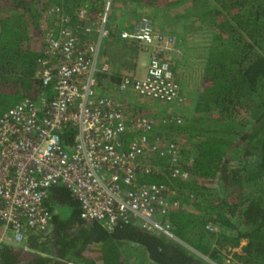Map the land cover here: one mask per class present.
<instances>
[{
    "label": "trees",
    "instance_id": "1",
    "mask_svg": "<svg viewBox=\"0 0 264 264\" xmlns=\"http://www.w3.org/2000/svg\"><path fill=\"white\" fill-rule=\"evenodd\" d=\"M135 1L185 4L187 17L211 29L195 114L166 123H174L184 137L179 160L187 173L165 181L168 190L179 193L170 194L179 203L163 219L179 241L216 264H264V0ZM101 2L46 0L73 18L77 7L89 14ZM39 19L36 0H0V113L41 89L35 70L42 50L29 41ZM61 137L68 145L71 131L63 129ZM45 202L64 214L53 211L50 228L41 236L29 231L22 244L0 241V264H209L175 238L146 231L136 222L106 228L83 221L78 201L63 185H51ZM207 221L217 230L204 228ZM128 242L142 251L123 253Z\"/></svg>",
    "mask_w": 264,
    "mask_h": 264
},
{
    "label": "built area",
    "instance_id": "2",
    "mask_svg": "<svg viewBox=\"0 0 264 264\" xmlns=\"http://www.w3.org/2000/svg\"><path fill=\"white\" fill-rule=\"evenodd\" d=\"M109 0L96 14L97 37L80 43L86 9L72 17L55 4L56 32H43L42 55L35 76L41 89L36 97L23 96L0 113V241L24 239L28 231L45 234L52 212L45 202L47 189L63 185L78 201V216L110 228L115 222H136L141 228L176 238L163 216L178 206L166 180L184 178L177 143L155 133L156 125L178 123V116L128 111L125 102L97 94L96 73L100 38L108 33ZM118 38L148 48L142 76L122 74L118 91L175 102L181 100L178 82L166 59L174 43L171 34L155 30L142 14ZM71 131L67 145L63 129ZM164 175L165 180H146ZM204 228L217 230L207 221Z\"/></svg>",
    "mask_w": 264,
    "mask_h": 264
},
{
    "label": "rangeland",
    "instance_id": "3",
    "mask_svg": "<svg viewBox=\"0 0 264 264\" xmlns=\"http://www.w3.org/2000/svg\"><path fill=\"white\" fill-rule=\"evenodd\" d=\"M101 1L102 2L100 4V6H102V3L105 0H101ZM36 2H37V5L39 7V13H40L39 21L40 22H39V26H38V31L36 33H34V30H33V32H30L29 41L31 43H33L34 45H36V47L39 50H42V48L44 46L43 32H44V30L48 29L49 27H52L53 25H55L56 20L54 19L53 14L50 13L48 10L49 5H51V4H47L46 0H36ZM109 2H110V4L108 7V13H107L108 19H107V24H106V26L108 28V33L100 38V43H99V48H98V60H97L98 65L100 63H103V62L106 63L107 69L104 71L105 74L109 72V65H108L109 60L108 59H112V61H116L117 58H122V56H126L127 54H128V57L130 59H135V57L138 53H140L142 51H146L143 48L137 47L135 44H132L130 42H126L125 40L118 38L116 35L118 30L121 28H128L130 26V24L133 21H135L142 14L147 15L150 18V20H152L151 16L147 13V11L150 12L151 14H154V11L152 9H150V7L146 8L145 5H148V4H144L143 6H139L138 8H136V3H135L136 1L135 0H109ZM132 3H134L135 6ZM100 6L98 7V9L96 11L91 12L89 14L86 13V17L84 18V24L88 25L90 28H89V30H83V29L80 30V32L78 33V38H79L80 43H86L87 41L94 40L97 37L96 14L100 12V10H101ZM166 7L168 8L169 6H166ZM171 7H172V11H173L172 14H174L172 17L176 16L177 21L181 22L182 19L183 20L187 19V13L185 11V10H187V7L185 4L179 3L178 5L171 6ZM188 20H193V22H194V23L190 22L189 23L190 26H186V28L188 29V31H187L188 34H186V40H187V42H189L188 50H189V52H191L190 48L193 47L198 51V54H196L192 58H189V57H187L189 53H183L182 52L181 56L183 55V56L187 57V63L186 64L181 63V66L179 65V69L183 73L180 75L182 76V78L184 80L185 87H187V89L190 90V88L192 86H194L196 82H198V84H199V80H200V76H201L200 68L203 65V56H204V54L200 55L199 51H203L204 49L206 51L208 43L210 42V31H211V29L206 25V23H202L199 20H196V18H192L191 16H189ZM71 24L72 25L76 24L75 17L74 18L72 17ZM185 33L186 32L184 31L183 39H184ZM174 40H175V38H174ZM186 40L184 39V42H186ZM102 54H104V56ZM168 55H166V59L169 62V56ZM171 55L174 56L175 59H173V60L176 61L175 63H179L178 56H176L173 53H171L170 56ZM130 64L131 63H128V65H130ZM99 73H101V72L98 71L96 73V76H98ZM112 74L115 76V78L117 76V79H118L120 74L130 75L129 73H118V74L117 73H111V76H113ZM120 92H122V93L127 92L125 99L128 100L129 105H127L126 102H125V104H126V109L128 111H135L138 113H147V114L154 111L159 115V117L168 116V115L173 114V113H170V111H168V110H167L168 112H164V113L159 111L158 109L161 107L160 104H166V103H163L159 100H155V99L152 100V99L145 98L142 96H137L131 90H124V91H120ZM131 93H132V97H130ZM181 97H182L181 100L176 101L177 103L180 104L179 105L180 113H178L180 115H174V116H178L182 122L183 119H185V117H191V115L195 114L193 111L195 94H192V95L189 94V96L181 95ZM170 103H173V102H170ZM188 108H189V111H188ZM173 124L172 123L171 124H160L159 123L156 126H158V133L159 134H162L163 136H167L168 139L172 138L175 140L176 143L179 144V145L177 144V146H178V153H179V157H180V155H181L180 150L183 147L184 137L182 134H179L178 132H176L174 130L175 125H173ZM154 130H155V128H154ZM168 191L170 194H173V195L177 194L179 196V193L176 192L177 190L174 188H172ZM172 197H175V196H172ZM175 198H177V197H175ZM189 208H191V207H189ZM57 210L62 212V214H64V212L61 209L58 208ZM28 233L29 232L27 231L25 233V236ZM38 234L40 236L42 235L41 233H38ZM175 239L178 240V238H175ZM1 241L11 242L12 244L24 243L23 239L20 240L19 242H13L8 237L2 238ZM179 242L185 248H187L189 251H191L195 255L199 256L204 262L209 263V264H216V263L212 262L211 260H209V258L206 257L204 254H202L199 251H197L196 249H194L192 246L185 244L181 240ZM121 249H122L123 253L131 251L132 256H134L133 253H140L142 251V249L140 248L139 245L132 243V242H128V243L124 244L121 247ZM71 264H74V263L71 262Z\"/></svg>",
    "mask_w": 264,
    "mask_h": 264
},
{
    "label": "crops",
    "instance_id": "4",
    "mask_svg": "<svg viewBox=\"0 0 264 264\" xmlns=\"http://www.w3.org/2000/svg\"><path fill=\"white\" fill-rule=\"evenodd\" d=\"M135 3H136V8L144 5V4L139 3L137 1ZM132 4L135 6L134 3H132ZM145 6H146V8L150 7V9H152L154 11V14H151L150 12L147 11V13L151 16L153 28L155 30L171 34L175 38L174 43L172 45V49H171L170 53H168L169 55L168 54L167 55L169 56V65L172 69L173 77L175 78V80L178 82V85H179V94L187 95V96H189V94L190 95H192V94L196 95L197 89L199 87L198 82H196L194 86H192V87L190 86L191 88H190V90H188L187 87H185V83H184L182 76L180 75L183 73L179 69V65L181 66V63H185V64L187 63V57L192 58L193 56L198 54V51L193 47L190 48L191 52H189V50H188L189 42H187V40H186V34H188V32H187L188 29L186 28V26H190V24H189L190 22L194 23L193 20H188L189 17H187V19H185V20L182 19L181 22L177 21L176 16L172 17L174 15V14H172L173 13L172 7L167 8L163 4H154V5H145ZM53 16H54V14H53ZM54 19H55V16H54ZM49 28H52L56 32L57 26L55 24ZM184 31L186 32L185 36H184V39L186 40V42H184V39H183ZM143 49H145V48H143ZM145 50L146 51H142V52L138 53L136 55L135 59H130L128 57V54L126 56H122V58H117L116 61H112V59H108L109 60L108 61L109 62L108 63L109 72L106 74L104 72H101L98 74L97 79H96V86H95L96 92L98 94L110 95V96L114 97L115 99H120L122 102H126V104L129 105L128 100L125 99L127 92L122 93L115 88V83L118 79H117V76L115 78V76L113 74H112L113 76H111V73H117V74L118 73H129L130 75H133V76H142L144 74L145 66L147 63L148 55H149V49L146 48ZM182 52L183 53H189V54L187 57H185L183 55L181 56ZM205 52L206 51L204 49L203 51H199V54L200 55L205 54ZM171 53L178 56L179 63H175L176 61L173 60V59H175L174 56H172V55L170 56ZM102 55L104 56V54H102ZM128 63H131V64L128 65ZM200 72H201V68H200ZM120 75H122V74H120ZM130 97H132V93L130 94ZM163 103H166V102H163ZM160 105H161V107L158 109L159 111H161L163 113L170 111V113H173L172 114L173 116L174 115H180V114H178V113H180V111H179V109H180L179 105L180 104L177 103L176 101L173 103H166V104H160ZM188 111H189V108H188ZM151 113H155L156 114L155 116L159 117V115L156 112L152 111ZM154 131H155V133L159 134L158 133V126L155 127ZM159 135H162V134H159ZM164 137L167 138V136H164ZM170 139H172V138H170Z\"/></svg>",
    "mask_w": 264,
    "mask_h": 264
},
{
    "label": "clouds",
    "instance_id": "5",
    "mask_svg": "<svg viewBox=\"0 0 264 264\" xmlns=\"http://www.w3.org/2000/svg\"><path fill=\"white\" fill-rule=\"evenodd\" d=\"M103 3H104V2H103ZM103 3H102V4H103ZM100 72H104V71H100Z\"/></svg>",
    "mask_w": 264,
    "mask_h": 264
}]
</instances>
